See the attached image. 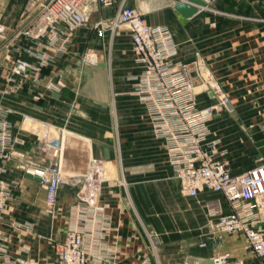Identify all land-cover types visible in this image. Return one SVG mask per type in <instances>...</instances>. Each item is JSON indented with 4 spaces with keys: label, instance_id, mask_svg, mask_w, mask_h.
Instances as JSON below:
<instances>
[{
    "label": "crops",
    "instance_id": "0c3cea01",
    "mask_svg": "<svg viewBox=\"0 0 264 264\" xmlns=\"http://www.w3.org/2000/svg\"><path fill=\"white\" fill-rule=\"evenodd\" d=\"M204 1L206 6L198 7L202 14L189 18L174 9L187 0H113L111 6H96L71 45L59 55L51 53L40 80L15 76L12 90L6 81L10 63L5 52L0 53V103L9 110L13 139L10 159L0 161L6 192L0 235L11 256L51 262L52 245L63 240L70 208L77 202L79 186L73 179L60 187L54 212L47 215L45 191L20 167L30 170L50 161L31 129L24 127L46 122L50 139L60 142L67 175L84 173L91 158L112 168L98 197L111 220L112 264H139L145 257L152 264H187L188 258L207 260L217 253L261 264L245 253L242 235L213 234L204 204L218 200L229 213L222 194L203 190L190 197L181 192L146 105L134 93L141 67L134 60L127 28L106 31L102 37L93 28L97 19L108 21L124 5L140 10L147 24L169 29L177 59L196 77L198 107L216 102L204 90V76L229 96L231 108L214 115L209 139L219 140L222 157L238 174L264 161V0ZM57 80L63 83L59 91L46 89ZM146 232L159 237L155 254Z\"/></svg>",
    "mask_w": 264,
    "mask_h": 264
},
{
    "label": "built area",
    "instance_id": "2783aa9c",
    "mask_svg": "<svg viewBox=\"0 0 264 264\" xmlns=\"http://www.w3.org/2000/svg\"><path fill=\"white\" fill-rule=\"evenodd\" d=\"M112 4L113 0H44L34 6L0 47L10 63L6 75V81L12 83L10 90L16 88L15 76L39 81L42 68L52 59L51 53L59 55L71 45L75 33L90 23L94 7ZM121 27L128 30L134 60L141 67L135 77L134 93L146 105L152 131L163 141L167 162L179 180L181 192L190 197H196L203 190L222 194L230 207L229 213L223 212L218 200L204 204L212 219L213 234L242 235L245 253L264 264V161L234 174L218 149L219 140L209 139V124L214 115L231 108L228 94L219 84L205 78L204 90L210 92L216 102L199 108L196 77L187 64L177 59L171 32L166 27L147 24L140 10L120 5L108 21L99 18L93 23L99 37L106 31L113 34ZM5 30L0 22V40L5 39ZM87 57L86 54L84 58ZM62 87L61 80L46 84V89L51 91ZM8 114L9 110L0 103V161H7L12 155ZM34 124L31 132L40 142L42 152L49 154L50 161L30 170L23 165L20 167L35 176L45 191L44 212L52 215L58 190L73 179L79 186L77 202L70 208L63 240L52 245L51 262L11 256L0 235V264H112L115 252L108 240L111 220L98 205L107 179V162L91 158L84 173L75 177L67 175L61 166L60 142L55 144L49 137L50 125ZM1 171H4L2 167ZM5 200V188L0 181V226ZM146 237L150 252L155 254L158 235L146 232ZM139 264L152 263L145 257ZM212 264L244 262L232 259L228 253H217L212 257Z\"/></svg>",
    "mask_w": 264,
    "mask_h": 264
},
{
    "label": "rangeland",
    "instance_id": "374dc122",
    "mask_svg": "<svg viewBox=\"0 0 264 264\" xmlns=\"http://www.w3.org/2000/svg\"><path fill=\"white\" fill-rule=\"evenodd\" d=\"M43 1L44 0H0V22L6 27L5 39L0 40V47L3 45L6 38L8 39L12 36L13 30L21 24L26 15L32 11V8ZM4 52L5 51L0 48V53L3 54ZM204 78L206 77L204 76ZM208 79L209 78H206V80ZM109 168V170L112 169L111 167ZM109 176L110 175H106V178Z\"/></svg>",
    "mask_w": 264,
    "mask_h": 264
},
{
    "label": "water",
    "instance_id": "95a60500",
    "mask_svg": "<svg viewBox=\"0 0 264 264\" xmlns=\"http://www.w3.org/2000/svg\"><path fill=\"white\" fill-rule=\"evenodd\" d=\"M48 0H46L47 2ZM188 3L180 2L174 5V9L183 17H196L202 14V11L198 12V7H205L206 2L204 0H187ZM187 264H212V259H195L188 258Z\"/></svg>",
    "mask_w": 264,
    "mask_h": 264
},
{
    "label": "bare ground",
    "instance_id": "6f19581e",
    "mask_svg": "<svg viewBox=\"0 0 264 264\" xmlns=\"http://www.w3.org/2000/svg\"><path fill=\"white\" fill-rule=\"evenodd\" d=\"M28 124H30V123H29V122H28V123H25L24 127H25L26 129H31L32 127H30V125H28Z\"/></svg>",
    "mask_w": 264,
    "mask_h": 264
}]
</instances>
